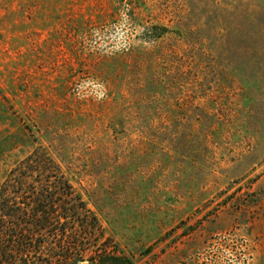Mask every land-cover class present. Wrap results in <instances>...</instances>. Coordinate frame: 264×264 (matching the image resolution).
Wrapping results in <instances>:
<instances>
[{"label": "rangeland", "instance_id": "rangeland-1", "mask_svg": "<svg viewBox=\"0 0 264 264\" xmlns=\"http://www.w3.org/2000/svg\"><path fill=\"white\" fill-rule=\"evenodd\" d=\"M37 150L86 256L264 264V0H0V192Z\"/></svg>", "mask_w": 264, "mask_h": 264}, {"label": "trees", "instance_id": "trees-1", "mask_svg": "<svg viewBox=\"0 0 264 264\" xmlns=\"http://www.w3.org/2000/svg\"><path fill=\"white\" fill-rule=\"evenodd\" d=\"M99 227L60 166L37 150L1 188L0 264H133L108 250L86 256L94 246L81 241Z\"/></svg>", "mask_w": 264, "mask_h": 264}]
</instances>
